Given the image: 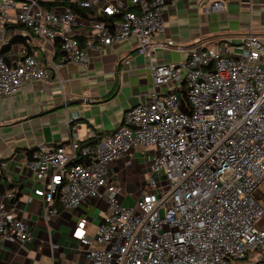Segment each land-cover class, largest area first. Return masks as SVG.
Here are the masks:
<instances>
[{"label":"built area","instance_id":"2783aa9c","mask_svg":"<svg viewBox=\"0 0 264 264\" xmlns=\"http://www.w3.org/2000/svg\"><path fill=\"white\" fill-rule=\"evenodd\" d=\"M170 1L175 0H130L136 10L129 11L122 4L105 5V18L92 22L82 42L74 8L0 0L4 45V24L15 22L37 37L60 40L61 64L87 68L96 43L102 48L133 39L153 76L150 100L128 109L114 133L100 136L90 129L83 144L75 131L68 145H39L30 168L42 186L32 191L44 200L47 218L59 213L56 203L68 211L90 198L107 201L94 236L87 217L73 231L89 246L91 264H264V42L249 32L240 43L201 41L182 63L155 61L157 48L174 46L160 37ZM228 2L210 0L204 10L226 12ZM78 5L90 8L93 2ZM21 52L14 64L0 56V95L14 94L25 82L53 79L36 56ZM171 84L177 90L162 91ZM136 147L155 158L145 188L127 204L110 164ZM8 168L0 160V186ZM16 196L15 190H0V243L34 240L15 212Z\"/></svg>","mask_w":264,"mask_h":264},{"label":"crops","instance_id":"0c3cea01","mask_svg":"<svg viewBox=\"0 0 264 264\" xmlns=\"http://www.w3.org/2000/svg\"><path fill=\"white\" fill-rule=\"evenodd\" d=\"M79 1L85 0H42L51 8L70 3L79 7ZM209 1L175 0L166 4V29L160 37L172 40L174 46L157 48L155 61L182 63L201 41L240 43L249 32L264 42V0H229L226 12L204 10ZM92 2V7L83 8L86 16L77 13L75 31L84 42L92 32V22L105 16L102 11L105 5L122 4L125 11L136 10L130 0ZM15 35L25 40L12 46L7 61L14 64L20 60L25 48L43 67L53 71V79L25 82L14 94L0 95V160L9 162L6 184L17 195L15 212L29 224L34 236L32 242L20 243L16 239L1 242L0 264H91L86 257L89 246L77 241L73 231L78 221L87 217L88 234L94 236L109 210L107 201L90 198L68 211L56 203L59 213L47 218L44 200L32 191L42 185L34 181L29 151L41 144L49 149L68 145L75 131L83 144L88 141L90 129L100 136L114 133L124 124L128 109L150 100L153 89L150 61L134 40L128 39L102 48L96 43L90 50L87 68L72 62L61 64L63 52L58 51L56 41L37 37L26 27L6 28L8 40ZM175 90L174 84L162 88L164 92ZM80 99L83 102L65 106ZM148 154L152 159L145 158ZM154 155V152L144 155L136 147L110 164L114 183L123 188L124 203L133 204L140 196L152 172ZM139 174L143 176L142 186L132 181Z\"/></svg>","mask_w":264,"mask_h":264},{"label":"trees","instance_id":"16d2710c","mask_svg":"<svg viewBox=\"0 0 264 264\" xmlns=\"http://www.w3.org/2000/svg\"><path fill=\"white\" fill-rule=\"evenodd\" d=\"M44 4V3H43ZM62 4H69V3H67V2H64V3H62ZM70 6L72 7V8H74L75 10H76V12L77 13H80V14H83L84 16H86V14H85V12L83 11V8H80V7H78V6H76L75 4H72V3H70ZM105 18V16H102V17H99L97 20H101V19H104ZM4 26H5V28H7V29H12V28H22V27H25L24 25H22V24H17V23H15V22H9V23H5L4 24ZM27 28V27H26ZM30 30V29H29ZM82 39V42H84V39L83 38H81ZM22 40H25L23 37H20V36H17V35H15V36H13L12 38H10V40H9V42H8V44H6V45H4V44H2V43H0V56H3L6 60H7V58H6V55L11 51V48H12V46L14 45V44H16V43H21L22 42ZM56 44H57V47H58V51H59V49H61V46H60V40H56ZM181 95V94H180ZM181 97H182V95H181ZM188 104L185 102V99H183V108L184 107H186ZM34 151L35 150H30L29 151V154H30V156H31V159H33V154H34ZM0 190H1V192H5V191H7V190H14V189H9V187L7 186V184H6V181L0 186Z\"/></svg>","mask_w":264,"mask_h":264},{"label":"rangeland","instance_id":"374dc122","mask_svg":"<svg viewBox=\"0 0 264 264\" xmlns=\"http://www.w3.org/2000/svg\"><path fill=\"white\" fill-rule=\"evenodd\" d=\"M154 157H155V156H153V158H154ZM145 158H147V159H152V156H151L150 154H148L147 157H145ZM145 158H144V159H145ZM142 177H143V176L139 174L138 177L134 176L133 179H132V181H137V183H140L139 186H142V185H141V183L143 182ZM139 186H138V187H139ZM260 188H261L260 191H264V181L260 184ZM263 193H264V192H263ZM245 262H246V261H245ZM232 263H233V262H232Z\"/></svg>","mask_w":264,"mask_h":264},{"label":"water","instance_id":"95a60500","mask_svg":"<svg viewBox=\"0 0 264 264\" xmlns=\"http://www.w3.org/2000/svg\"><path fill=\"white\" fill-rule=\"evenodd\" d=\"M80 102H83V99L75 100V101H70V102H68V103H65V106H69V105H71V104L80 103Z\"/></svg>","mask_w":264,"mask_h":264}]
</instances>
